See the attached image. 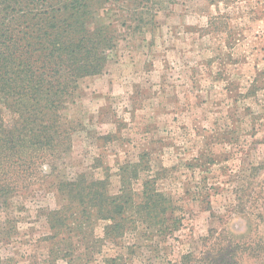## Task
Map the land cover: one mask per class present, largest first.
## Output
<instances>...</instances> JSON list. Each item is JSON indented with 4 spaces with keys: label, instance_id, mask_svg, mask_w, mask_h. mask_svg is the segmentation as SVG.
<instances>
[{
    "label": "rangeland",
    "instance_id": "obj_1",
    "mask_svg": "<svg viewBox=\"0 0 264 264\" xmlns=\"http://www.w3.org/2000/svg\"><path fill=\"white\" fill-rule=\"evenodd\" d=\"M158 3L140 27L104 7L119 44L62 112L76 131L56 171L0 203V264H211L235 244L239 264H264V0ZM79 175L136 203L155 184L175 223L108 236L63 195Z\"/></svg>",
    "mask_w": 264,
    "mask_h": 264
},
{
    "label": "trees",
    "instance_id": "obj_2",
    "mask_svg": "<svg viewBox=\"0 0 264 264\" xmlns=\"http://www.w3.org/2000/svg\"><path fill=\"white\" fill-rule=\"evenodd\" d=\"M158 1L0 0V203L42 176L43 165L56 171L59 157L71 150L76 127L62 112L81 80L103 73L109 52L119 44L113 23L103 22L104 7L118 8L130 22L121 27L132 22L140 27L154 22ZM82 176L65 182L63 195L110 221L108 236L129 224L138 229L175 223L168 217L171 199L155 184L143 183L136 203L133 190L113 195L106 181L87 182ZM238 249L212 247L211 264H239ZM185 263L194 264L192 255Z\"/></svg>",
    "mask_w": 264,
    "mask_h": 264
}]
</instances>
